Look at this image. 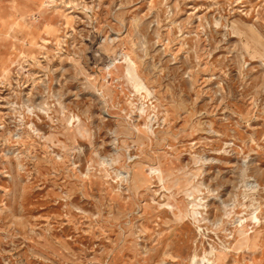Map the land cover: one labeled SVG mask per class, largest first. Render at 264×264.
<instances>
[{"label": "rangeland", "instance_id": "1", "mask_svg": "<svg viewBox=\"0 0 264 264\" xmlns=\"http://www.w3.org/2000/svg\"><path fill=\"white\" fill-rule=\"evenodd\" d=\"M0 264H264V0H0Z\"/></svg>", "mask_w": 264, "mask_h": 264}]
</instances>
